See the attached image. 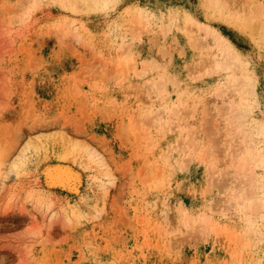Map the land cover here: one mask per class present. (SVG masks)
Listing matches in <instances>:
<instances>
[{
    "label": "rangeland",
    "instance_id": "1",
    "mask_svg": "<svg viewBox=\"0 0 264 264\" xmlns=\"http://www.w3.org/2000/svg\"><path fill=\"white\" fill-rule=\"evenodd\" d=\"M0 264H264V0H0Z\"/></svg>",
    "mask_w": 264,
    "mask_h": 264
},
{
    "label": "snow or ice",
    "instance_id": "2",
    "mask_svg": "<svg viewBox=\"0 0 264 264\" xmlns=\"http://www.w3.org/2000/svg\"><path fill=\"white\" fill-rule=\"evenodd\" d=\"M104 7H105V8H108V7H110V5H108V4H105V5H104Z\"/></svg>",
    "mask_w": 264,
    "mask_h": 264
}]
</instances>
